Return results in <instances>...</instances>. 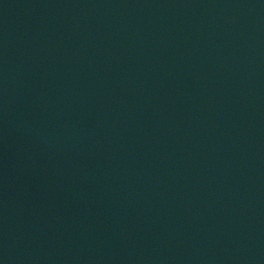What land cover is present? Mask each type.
I'll return each instance as SVG.
<instances>
[{
  "label": "water",
  "instance_id": "water-1",
  "mask_svg": "<svg viewBox=\"0 0 264 264\" xmlns=\"http://www.w3.org/2000/svg\"><path fill=\"white\" fill-rule=\"evenodd\" d=\"M0 264H264V0H0Z\"/></svg>",
  "mask_w": 264,
  "mask_h": 264
}]
</instances>
